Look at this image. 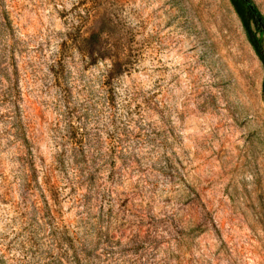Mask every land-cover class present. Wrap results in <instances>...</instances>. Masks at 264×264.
Returning a JSON list of instances; mask_svg holds the SVG:
<instances>
[{
	"label": "rangeland",
	"instance_id": "374dc122",
	"mask_svg": "<svg viewBox=\"0 0 264 264\" xmlns=\"http://www.w3.org/2000/svg\"><path fill=\"white\" fill-rule=\"evenodd\" d=\"M263 79L230 0H0V264H264Z\"/></svg>",
	"mask_w": 264,
	"mask_h": 264
},
{
	"label": "trees",
	"instance_id": "16d2710c",
	"mask_svg": "<svg viewBox=\"0 0 264 264\" xmlns=\"http://www.w3.org/2000/svg\"><path fill=\"white\" fill-rule=\"evenodd\" d=\"M235 11L239 15L243 27L245 29L247 39L253 48L255 54L261 61L263 68H264V16L258 10L256 4L253 0H230ZM258 12V15L261 18V22H258L253 9ZM97 22L100 24L97 27ZM110 21L104 18H98L96 20V33L90 35L87 42L96 41V53L101 55L99 50L101 47H104V44L109 43L111 41V32H110ZM108 49L113 47V44H109ZM103 49V48H102ZM263 86H264V79H263Z\"/></svg>",
	"mask_w": 264,
	"mask_h": 264
},
{
	"label": "water",
	"instance_id": "95a60500",
	"mask_svg": "<svg viewBox=\"0 0 264 264\" xmlns=\"http://www.w3.org/2000/svg\"><path fill=\"white\" fill-rule=\"evenodd\" d=\"M251 8L253 9V12L255 13L258 22H261V18H260V16L258 15V12L254 9V7H253L252 5H251Z\"/></svg>",
	"mask_w": 264,
	"mask_h": 264
}]
</instances>
